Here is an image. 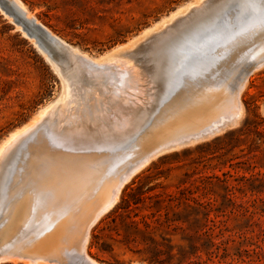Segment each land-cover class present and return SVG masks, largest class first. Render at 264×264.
Masks as SVG:
<instances>
[{
  "label": "rangeland",
  "instance_id": "obj_1",
  "mask_svg": "<svg viewBox=\"0 0 264 264\" xmlns=\"http://www.w3.org/2000/svg\"><path fill=\"white\" fill-rule=\"evenodd\" d=\"M8 1L13 2L16 10H21L14 0ZM20 1L29 12V17L24 16V18L30 21L34 20L35 24L38 23V26L49 37V40L44 37L43 39L58 55L50 54L35 34L26 33L28 31L24 30L23 24L18 18L4 9L2 10L0 6V147L13 132L21 129L34 118H39L37 128H41L39 125H47L46 127H50L51 130V126L55 125L58 127L53 130L56 129L60 136H64L66 133L62 130L63 126L73 129L78 127V130L81 131L80 134L83 133V137L88 136L94 130H98V133L103 135L104 129L101 128L104 126L102 125L114 120L111 118L124 119V124L119 128L123 129L125 138L120 137L116 140L119 142L123 139L122 146L125 145L126 149L132 146L134 149L102 176L105 178L98 186L94 187V190L92 189L93 193L89 198L96 194L101 185L109 186L117 167L132 153L138 154L134 160H147V163L122 185L115 203L104 210L105 212L103 211L90 226L85 248L87 255L94 261L103 264H264V53L256 57L257 53L254 57L248 55L257 47V44L263 42L264 26L258 27L254 34L255 40L258 42L239 54L234 66L213 79L212 85L205 92L204 103L199 106L197 111H193L190 115L173 113L167 115L164 114L166 105L173 95L172 93L182 85L186 75L185 70L184 74L180 73L190 60L189 57L185 58L184 56L186 44H189L199 31H206L213 27L212 24L218 22L220 18H217L216 9L229 0ZM182 7L184 11H181L170 22L165 23L160 27L161 29L159 28L160 30L150 32L127 47L126 50L124 49L125 51L117 52L120 46L130 45L146 29L156 25L172 12L183 9ZM21 14L25 15L23 12ZM212 19L214 20L211 21ZM209 24L210 26H207ZM202 26L203 28H201ZM198 29L200 30L198 31ZM42 30L40 31L41 36H44ZM190 30L193 36H191ZM194 30H196L195 33L192 32ZM246 30L248 29L243 30L240 34L245 33ZM30 35L32 38L29 37ZM185 38L189 40L186 43H184ZM61 41L77 51L70 53L61 44ZM170 44L172 45L170 46ZM38 47L45 51L50 60L51 58L52 61L55 60L53 63L56 64V68L58 65L60 66L57 69H60L61 74L63 71L65 72L63 77L67 82L66 87L37 49ZM170 50L175 56H172ZM129 51L135 52L132 54L133 58ZM127 52L128 54H126ZM218 55L221 56L220 53ZM71 58L76 61V64H73L74 61ZM112 60H115L114 62L121 67L126 65V67H132L135 71L134 74L124 75L123 72H119L105 73L106 76H104L103 69ZM122 63L123 65H121ZM73 67L78 72L77 69H80V74H77ZM98 71L103 74L102 78ZM138 72H142V76L138 75ZM189 72L192 76L195 75L193 69ZM94 73L98 74V77ZM75 74L78 75V78L75 77ZM234 76L237 81L231 85ZM106 77H108L107 81ZM178 77L182 78L181 81ZM75 78L77 79L74 80ZM95 78L97 79L93 82ZM71 81L72 86L69 83ZM97 81L98 84H96ZM109 81L112 83L110 84ZM99 82L102 84L99 85ZM79 84L81 85L79 86ZM111 85L114 87L113 89H110ZM171 86L173 87L171 88ZM85 89H89V91H84ZM93 91L95 92L93 93ZM111 94L127 98L124 109H121L123 105L117 111V109L111 108L106 103L107 101H104L108 100L107 96ZM102 95H105L107 99H104L105 96ZM232 96L233 99L238 96L242 107L239 108L232 102ZM96 100H99V106H102L101 108L96 106V114H101L102 111L113 112V114L115 113L112 114L113 116L118 114L116 111L121 113L111 118L110 114L109 118L106 117L107 122H104L103 116L96 115L97 118L93 119L86 117L84 114L86 112L88 115L91 114V106L96 104L94 103ZM159 103L163 104V106H159L160 108L158 107ZM103 105L106 106V109ZM156 107L158 112L155 114ZM163 107L164 109H162ZM44 108L47 110L39 117L40 111ZM61 109L66 119L64 118V121L60 122L62 117L57 115L59 112H54ZM129 109L131 111L126 113ZM201 109L206 111L200 112ZM47 112H49V116L54 113L52 119L50 118L51 121ZM158 113H161L162 116ZM82 115L85 119L67 122ZM221 116L226 118L229 116V118L219 122L218 127L212 132L190 140H180V138L200 131L211 121ZM141 127L143 130L140 131ZM146 128L148 129L144 130ZM53 130L51 131L53 132ZM33 131L17 138L18 140L16 139L14 144L0 156V186H2L0 191L4 190L2 191L4 194L0 192V196L3 198H0V254L8 255V252L13 256L25 255V258L27 256L33 259L50 258L49 264H65L67 260H63L67 259L65 256H68V252L78 251L80 255V246L87 225L90 224V218L107 200L108 196L94 197L95 199L93 198L87 203L82 208L83 210L72 208L73 203L79 198L74 201L71 197L65 196L54 209L64 212L59 218L58 216L61 215L56 216L54 211L48 212L49 215L40 216V212H36V204L31 197V200L29 199L25 205L22 201L16 207L11 218V213H7V207L14 198L12 189L9 188L15 173L12 170L21 165L17 164L21 163L23 158V156L21 158L23 153L20 152V149H23L24 152V144L28 142L26 138ZM134 134L137 137L134 138ZM100 135L96 136L100 137ZM59 141L54 138L50 142L51 144L55 143L57 146L55 147L59 148ZM38 142L34 143L32 148L37 149L36 157L55 167L53 170H62L61 173L66 174L65 185H68L75 167L81 166L76 161L65 160L74 159L80 152L79 150H83L82 147L72 146L69 143L70 146L62 145L63 151H68L67 153L61 150L58 155H53L44 151L42 142ZM126 142L128 144H125ZM19 143L20 145H18ZM172 143L180 145L173 146ZM69 147L71 149L64 150ZM15 152H20V154L17 153V155ZM7 174L9 181H7ZM59 175L57 172H49V176L42 180V184L34 181L30 183L28 179L26 185H22L28 188L30 183L29 186H36L37 191L41 193H47L49 190L53 192L56 184L60 183ZM7 194L10 195V200L7 199ZM28 195L29 193L26 192L24 198ZM50 197L57 198V194H52L48 198L47 196L37 197L36 201L38 203L50 201ZM132 197L137 199V202L127 206L125 200ZM70 208L74 209V212L69 215L71 217L67 220L65 215ZM4 217L6 219L3 221ZM10 219L12 223L8 222ZM2 223H6L5 226ZM46 236H50L52 242L49 241L51 238H46ZM48 241L52 248L48 245ZM33 244L35 247L36 244L41 246L35 248ZM32 247L34 248L32 249ZM42 252L43 254L40 255ZM78 254L74 256L76 257ZM74 256L70 260L71 264H83L80 260L76 261ZM0 264L43 263L41 261L25 263L23 259L16 258L15 261H2Z\"/></svg>",
  "mask_w": 264,
  "mask_h": 264
},
{
  "label": "bare ground",
  "instance_id": "obj_2",
  "mask_svg": "<svg viewBox=\"0 0 264 264\" xmlns=\"http://www.w3.org/2000/svg\"><path fill=\"white\" fill-rule=\"evenodd\" d=\"M15 3L18 5V7L22 10H19V12L21 11V13L23 12L26 16V17H29L27 10L26 8L24 7L23 3H21L20 0H14ZM222 1V0H220ZM215 2V1H214ZM249 3H251L253 6L249 7ZM13 4V2H12ZM202 4V3H201ZM189 5V4H188ZM201 6V5H199ZM262 6H264V0H229L228 2H226V4H223L222 6L218 7L216 9V13H217V18H220L218 19V22H216L214 25L212 24L213 27H210L209 29H207L206 31H203V32H200L195 34V37L189 42V44L187 43V47H186V52L184 53V56L185 58H190V60H188V65L186 67H184L185 69H183L182 71H180V73L185 70L186 71V75L184 76V80L182 81V85L176 90L174 91L170 98V95H168V97L170 98L168 104L166 105V108L164 110V114H177V115H190L193 111H197L199 109V106L202 105L204 103L203 99L206 97L205 95V92L207 91V89L210 88V86L212 85V81L215 77H217L218 75L220 74H223V71H225L226 69H229L230 67L234 66L235 65V60L238 58L237 56L239 54H241L243 51H246L248 50L251 46H253L256 42L255 40V37H254V34L256 33V29L258 27L261 26V23H260V12L262 10ZM15 7V6H14ZM2 8V7H1ZM183 8V7H182ZM197 8V7H196ZM193 9V8H192ZM3 10V9H2ZM181 11H184V8L183 9H178L177 11H174L172 12L169 16L163 18L161 21H159L156 25L146 29L140 36L136 37L134 39V41L126 46H120L118 49H117V52L120 51V50H126L127 47L133 45L136 41L142 39L143 37H145L146 35H148L150 32H153V31H157V30H160L165 23L167 22H170L172 19H174L175 17H177ZM192 11V10H191ZM231 13V15H230ZM8 14V13H7ZM31 15V13H30ZM9 16V15H8ZM216 16V15H215ZM34 18V17H33ZM179 18V17H178ZM177 18V19H178ZM26 19V18H25ZM29 20V19H28ZM36 20V19H35ZM214 19H212L211 21H213ZM30 21V20H29ZM34 21V20H33ZM18 22V21H17ZM183 22V21H182ZM215 22V21H214ZM202 23V22H201ZM213 23V22H212ZM256 23H258L256 25ZM17 25V24H16ZM38 25V23L36 24ZM170 25V24H169ZM186 25V24H185ZM199 25V24H198ZM256 27H255V26ZM19 26V25H17ZM207 26H210L207 25ZM251 26H253L252 28H250ZM194 27V26H193ZM199 27V26H198ZM250 29H249V28ZM45 28V27H44ZM47 28V27H46ZM160 28V29H159ZM200 28V27H199ZM203 28V26L201 27ZM206 28V27H205ZM21 29V27H20ZM180 29V28H179ZM197 29V28H195ZM245 29H248L246 31H244L245 33H242L240 34L243 30ZM22 30V29H21ZM26 30V29H24ZM45 30V29H44ZM48 30V29H47ZM260 30V29H259ZM188 31V30H187ZM196 30L192 31L193 33H195ZM262 31V30H261ZM25 32V31H24ZM50 32V31H49ZM161 32V31H160ZM174 32V31H173ZM176 32V31H175ZM259 32V31H258ZM28 33V32H26ZM24 33V34H26ZM51 33V32H50ZM53 33V32H52ZM188 33V32H187ZM190 34L191 36L192 33H191V30H190ZM29 35V34H28ZM27 35V36H28ZM156 35V34H155ZM186 36V34H184ZM170 36V35H168ZM173 36V35H172ZM180 36V35H179ZM183 36V35H182ZM257 36V34H256ZM30 38L31 35L29 36ZM58 37V36H56ZM181 37V36H180ZM187 37V36H186ZM49 38V37H48ZM147 38V37H146ZM182 38V37H181ZM191 38V37H189ZM58 39V38H57ZM164 39V38H163ZM34 40V39H33ZM62 40V39H61ZM149 40V39H148ZM186 43V38L184 39ZM262 40V39H261ZM151 41V39H150ZM177 41V40H176ZM180 41V40H178ZM189 41V40H188ZM62 45L67 48V50L70 52V53H74L76 52L77 50L75 48H71L69 45H67V43L65 44L63 41H61ZM159 42V41H158ZM172 42V41H171ZM221 42V43H220ZM33 43V42H32ZM148 43V42H147ZM182 43V44H184ZM34 44V43H33ZM37 44V43H36ZM140 44V43H139ZM144 44V43H142ZM174 44V43H173ZM179 44H181V42H179ZM178 44V45H179ZM35 45V44H34ZM138 45V44H137ZM172 44H170L171 46ZM184 45V46H186ZM40 46V45H38ZM149 46H151L149 44ZM163 46V45H162ZM183 46V45H182ZM54 47V46H53ZM57 47V46H56ZM60 47H62L60 45ZM148 47V46H147ZM167 47V46H166ZM55 48V47H54ZM150 48V47H149ZM152 48V47H151ZM175 46H174V50H175ZM185 48V47H184ZM40 53L45 57V59L49 62V64L51 65L52 69L55 71V73L61 78L60 80L62 81V83L64 84V86L66 87V81H65V77H63V73H65L63 70V73L61 74L59 72L60 69H57L59 68L57 66L56 68V64H54L52 61V58L50 60V58L48 57V55L45 53V51H43L41 48H37ZM64 49V48H63ZM135 49V48H133ZM146 49V48H145ZM148 49V48H147ZM178 49V48H177ZM176 49V50H177ZM182 49V48H181ZM124 50V51H125ZM132 50V49H130ZM169 50V49H168ZM205 50V51H204ZM140 51V50H139ZM148 51V50H146ZM171 51V50H170ZM204 51V52H203ZM131 53V51H129ZM172 52V51H171ZM201 52V54L199 53ZM68 53V52H67ZM79 53V52H78ZM135 53V52H134ZM134 53H131V56L132 54ZM178 53V52H177ZM195 53H198V54H195ZM221 54V56H219L218 54ZM255 53H257L255 55ZM262 53H264V40L263 42H260L259 44H257V47L254 48V50L250 51L248 53V55H252V57H255L256 56H259L261 55ZM62 54V53H61ZM82 54V53H81ZM118 54V53H117ZM128 54V52L126 53ZM159 54V53H158ZM71 56H74L72 54H70ZM85 55V54H84ZM148 55V54H147ZM175 56V54H173L172 52V56ZM178 55V54H177ZM176 55V57H178ZM181 55V54H180ZM196 55V56H195ZM57 56V55H56ZM78 56V55H77ZM129 56V55H128ZM135 56V55H134ZM170 56H171V53H170ZM183 56V57H184ZM113 57V56H112ZM67 58V57H66ZM74 58V57H73ZM133 58V56H132ZM72 59V58H71ZM94 59V58H93ZM92 59V60H93ZM264 59V58H263ZM73 60V59H72ZM71 60V61H72ZM91 60V59H90ZM96 60H99V59H96ZM145 60V59H144ZM63 61V59H62ZM61 61V62H62ZM70 61V60H69ZM74 61V60H73ZM115 60H112L110 62H108L107 66L103 69V72H104V76L105 73H119V72H123L124 75H131V74H134V70L132 67H121L118 63H115L114 62ZM76 61L73 62V64L75 63ZM80 62V61H79ZM83 62V61H82ZM72 63V62H71ZM172 63V62H171ZM63 64V62L61 63ZM76 64V63H75ZM78 64V62H77ZM151 64V63H149ZM79 65V64H78ZM123 65V63L121 64ZM254 65V64H253ZM74 66V65H73ZM64 68V65L62 66ZM76 67V66H74ZM73 67V70L76 71V69H74ZM88 67V66H87ZM99 67V66H97ZM156 67V66H155ZM62 68V69H63ZM69 68V67H68ZM100 68V67H99ZM102 68V67H101ZM177 68V67H176ZM137 69V68H135ZM143 69V68H142ZM166 69V68H165ZM182 69V68H181ZM194 71V74L192 76V74H190V70ZM79 70L76 71L77 74H80V69H77ZM157 70V69H156ZM175 70V69H174ZM243 70V69H242ZM71 71V70H70ZM176 71V70H175ZM84 72V71H83ZM94 72V71H93ZM99 73L101 71H98ZM153 72V71H152ZM187 72H188V75H187ZM248 72V71H247ZM142 73V72H141ZM141 73L138 72V75ZM147 73V72H146ZM185 73V72H184ZM183 73V74H184ZM193 73V72H192ZM243 73V71H242ZM69 74V73H68ZM71 74V73H70ZM75 74L77 77L78 75ZM85 74V73H84ZM96 73H94L95 75ZM101 74V73H100ZM179 74V73H178ZM228 74V73H227ZM72 75V74H71ZM89 75V74H88ZM97 77H98V74H96ZM113 75V74H112ZM172 77L174 76L173 73L171 74ZM170 75V76H171ZM191 75V77H190ZM103 74H101V78H102ZM142 76V75H141ZM168 76V75H167ZM181 76V75H179ZM236 76V74H235ZM233 77V80L231 82V85L233 83H235L237 81L236 77ZM87 77V76H86ZM139 77V76H138ZM152 77V76H151ZM157 77V76H156ZM170 77V78H172ZM183 77V76H182ZM188 77V78H187ZM73 78V76H72ZM78 78V77H77ZM77 78H75L74 80H76ZM108 77L105 78V80L107 79ZM141 78V77H140ZM139 78V79H140ZM179 78V77H178ZM88 79V77H87ZM97 78L93 79L95 82ZM99 79V78H98ZM115 79V78H114ZM137 79V78H136ZM182 79V78H181ZM181 79L179 78V81H181ZM72 80V79H71ZM109 80V79H108ZM149 80V79H148ZM153 80V79H152ZM244 80H246L244 78ZM73 81V80H72ZM72 81L69 82L70 83V86H72ZM79 81V79H78ZM81 81V80H80ZM88 81H90L88 79ZM102 82V80H99ZM107 81V80H106ZM139 81V80H138ZM156 81V79H155ZM161 81V80H160ZM172 81V80H171ZM99 82V85L100 83ZM167 82H170V81H167ZM165 82V83H167ZM75 83V81H74ZM81 83V82H80ZM84 83V82H83ZM109 83L111 84L112 82L109 81ZM124 83V82H123ZM171 83V82H170ZM246 83V81H245ZM96 84H98V81L96 82ZM102 84V83H101ZM108 84V85H110ZM169 84V83H168ZM167 84V85H168ZM181 84V82H180ZM81 84H79L80 86ZM90 85L92 86V84L90 83ZM104 85V84H103ZM113 85V84H112ZM110 87V89L114 88V87ZM115 85V84H114ZM148 85V84H147ZM170 85V84H169ZM168 85V86H169ZM172 85V84H171ZM68 86V85H67ZM74 86L75 84L73 85V89H74ZM78 86V87H79ZM90 86V87H91ZM106 86V85H105ZM165 86V85H164ZM175 86V85H173ZM171 86V88L173 87ZM69 87V86H68ZM76 87H77V84H76ZM89 87V85H88ZM104 87V86H103ZM102 87V88H103ZM144 87V85H143ZM83 88V87H82ZM87 88V87H86ZM93 88V87H92ZM101 88V87H100ZM119 88V87H118ZM137 88V87H136ZM146 88V87H145ZM153 88V87H152ZM76 89V88H75ZM78 89V88H77ZM81 89V88H79ZM90 89V88H89ZM88 90H84V91H89ZM109 89V88H108ZM122 90H124L123 88H121ZM138 89V88H137ZM83 90V89H82ZM98 90V89H97ZM105 90V89H104ZM77 91V90H76ZM81 91V90H80ZM152 91V90H151ZM79 92V91H78ZM82 92V91H81ZM81 92H79L81 94ZM95 91H93L94 93ZM97 92V91H96ZM106 92V90H105ZM121 92V91H120ZM241 92V91H240ZM73 93V92H72ZM70 93V94H72ZM89 93V92H87ZM116 93V92H115ZM83 94V93H82ZM100 94V92H99ZM106 94V93H105ZM109 94V93H108ZM117 94V93H116ZM122 94V93H121ZM73 95V94H72ZM132 95L134 96L135 98V95L132 93ZM75 96V95H74ZM82 96V95H80ZM102 96H105V95H102ZM156 96V95H155ZM161 96V95H160ZM165 96V94H164ZM70 97V95H69ZM91 97V96H90ZM108 97V100H104V101H107L106 103L109 104V106H111V108L113 109H117V111H119L118 109L121 108L123 105V108L121 109H124V107L126 106L125 103L127 102V98H123L121 96H117L115 94H111ZM107 97L105 96L104 99ZM167 97V95H166ZM75 98V97H74ZM93 98V97H92ZM95 98V97H94ZM133 98V99H134ZM163 98V97H162ZM78 99V98H77ZM80 99V98H79ZM150 99V98H149ZM81 100V99H80ZM88 100H90L88 98ZM103 100V99H102ZM99 101V100H98ZM97 100L94 102L96 103L94 106H91V114L88 115L86 112L84 115L88 118H91L93 119L94 117L97 118V116H103L105 118L104 122L106 121V117H108L110 114L112 115V113H110V111H102L101 114H96V106H99V102ZM142 101V100H141ZM86 102V101H85ZM131 102V101H130ZM144 102V101H143ZM232 102H234L235 104H237V106L240 108V101H239V98L238 96H235V98L233 99V96H232ZM60 103V102H59ZM67 103V102H66ZM103 103V102H101ZM58 104V103H57ZM76 104V103H75ZM104 104V103H103ZM107 104V105H108ZM131 104V103H130ZM53 105V104H52ZM60 105V104H59ZM66 105V104H65ZM102 105V104H101ZM140 105V104H139ZM148 105V104H147ZM161 104L159 103L158 104V107L160 106ZM165 105V104H164ZM70 106V105H69ZM104 106V105H103ZM115 106V108H114ZM118 106V107H117ZM121 106V107H120ZM134 106V105H133ZM145 106V105H143ZM149 106V105H148ZM163 106V104L161 105ZM160 106V107H161ZM100 107V106H99ZM102 107V106H101ZM100 107V108H101ZM105 109H106V106H104ZM117 107V108H116ZM129 107V106H127ZM126 107V108H127ZM139 107V106H138ZM142 107V106H141ZM159 107V108H160ZM229 107V106H228ZM242 107V106H241ZM49 108V107H48ZM55 108V107H54ZM57 108V107H56ZM71 108V107H70ZM130 108V107H129ZM135 108V106H134ZM88 109V108H87ZM99 109V108H98ZM104 109V108H103ZM110 109V108H109ZM128 109V108H127ZM137 109V108H136ZM139 109V108H138ZM157 109V107H156ZM164 109V107L162 108ZM47 110V108H44L42 111H40L39 113V117H41V115H43V113ZM66 110V109H65ZM74 110V109H73ZM77 110V108H76ZM111 110V109H110ZM140 110V109H139ZM151 110V109H150ZM51 111V110H50ZM78 111V110H77ZM116 111V110H115ZM114 111V112H115ZM118 114L116 115H119L121 112H117ZM121 111V110H120ZM131 110L129 109L128 112L126 113H129ZM206 110H203L201 109L200 112H205ZM59 112L57 115H60L62 117V119L60 120V122L63 120L64 121V113L61 110H57L55 111L54 113H57ZM76 112V111H75ZM90 112V111H89ZM125 112V111H123ZM158 112V109L156 110L155 114ZM49 112H47L48 114ZM52 113V112H51ZM52 113L50 116L49 114L47 115L49 117V120L50 118L52 119V117L54 116ZM66 113V112H65ZM68 113V111H67ZM100 113V111H99ZM69 114V113H68ZM115 114V113H114ZM113 114V115H114ZM131 114V113H130ZM135 114V113H134ZM146 114V113H145ZM161 115V113H158ZM38 115V114H37ZM84 115L82 116H78V117H75V118H72L70 119L69 121H67L68 123L70 122H76L78 120H83L85 118ZM97 115V116H96ZM109 116L110 118L111 117H116L115 116ZM133 115V114H132ZM149 115V114H148ZM46 116V115H45ZM66 116V115H65ZM73 116V115H72ZM130 116V115H129ZM162 116V115H161ZM207 117V115H205ZM108 117V118H109ZM144 117V116H143ZM160 117V116H159ZM47 118V117H46ZM55 118V117H54ZM131 118V117H130ZM129 118V119H130ZM178 118V117H176ZM229 118V116H228ZM225 116H221L219 117L218 119L216 120H213L211 121L210 124L206 125L204 128H202L200 131L198 132H195L191 135H189L188 137H183V138H180L181 141H186L187 139L190 140V139H193V138H197V137H200L201 135L203 134H206V133H210L212 132L214 129H216L218 127V125L220 124L219 122L221 121H224L226 119ZM42 119V118H41ZM58 119V118H56ZM66 119V118H65ZM114 119L113 121L111 122H107L105 125H102L104 127H102L101 129H104L103 131V135H100V133H98L99 131L98 130H94V131L90 134H88V136L86 137H83V133H81L80 130H78V127H76L75 129L78 130L76 131L75 129L73 128H65V126L62 127V130H64L63 132H65L66 134L64 136H60L57 132H56V129L53 130L56 126H51L53 130V132L50 130V127L47 128L46 126L44 125H39L41 128H37L38 126V121H39V118H34L33 121L31 122H28L26 125H24L21 129L19 130H16L15 132H13L10 137L4 142V144L0 147V156L2 153L6 152L13 144L14 142L16 141L17 138L21 137L22 135H26L25 133L27 132H30L31 130H34V134L30 133V135H28L29 137L26 138L28 141L27 144H24L25 148L24 147V152L22 151L23 149H20L23 153V155L21 154V163L18 162L17 164H21L20 166L18 167H15L13 168L12 172H15L12 176V183H11V188L12 189V192H13V195H14V198L12 200V203L7 207V213H11V218L15 212V209L16 207L22 202L24 201V205L26 204V202H28V200L31 198L34 200V204H36V212H40V216L43 215V216H46V215H49L50 213L48 212H53V213H56V216H58V214H60L61 216H58L59 217H62L63 213L64 212H61L59 210H54L55 207H57L58 202L61 200V199H64L65 196H69L72 198V200H76L78 199L75 203H73V206L72 208L76 209L79 208L81 210H83L82 208L87 204L89 203L94 197L96 196H108L107 200L100 206L99 209H97L95 211V213L93 214V217L90 218V224L87 225V229H86V233L82 239V244H81V253L80 255L78 254L79 252H68V256L65 258L67 259H64L63 261H66L67 262L65 264H71L70 261L71 258L75 255V254H78V256H74L76 261L80 260L83 264H103V263H98L97 261H94L93 259H91L87 253L85 252V248H86V244L88 242V237H89V228L91 225H93L92 223L95 222V220L99 217V215L106 209L110 208L111 205H113L117 199V196L119 194V191L122 187V185L128 180L130 179V177L138 170L140 169L141 167H143L147 162V160H134V158L138 157V154H134L132 153L130 156H128V158L119 165V167H117L116 171L114 172L113 174V178L112 180L109 182V186L107 185H101L96 194L94 196H92L91 198L90 195L93 193V190H94V187L95 186H98L100 184V182L105 178H102V176L107 172L109 171V169L111 167H114L116 165V163L119 161V160H122V158H124L126 156V154L130 151L132 152V150L134 149V147L132 148V146H130L131 148H128L126 149L123 145L124 143V140L121 139V141H117L118 139L117 138H122L124 137L125 138V133H123V129H120L119 127H121V125L124 124V119H118L116 120L115 118H111V120ZM181 119V118H180ZM184 119V118H183ZM186 119V118H185ZM54 120V119H53ZM108 120V119H107ZM127 120V119H126ZM149 120V119H148ZM51 121V120H50ZM95 121V120H94ZM109 121V120H108ZM151 121V119H150ZM156 121V120H155ZM158 121V120H157ZM173 121V119H172ZM46 122V121H45ZM43 122V123H45ZM59 122V123H60ZM92 122V121H91ZM159 122V121H158ZM42 123V124H43ZM67 123V124H68ZM82 123V122H81ZM84 123V121H83ZM166 123V122H165ZM50 124V123H49ZM66 124V123H65ZM90 124V123H89ZM149 124V123H148ZM162 124V123H161ZM77 125V123H76ZM42 126H44V128H42ZM78 126V125H77ZM147 126V124H146ZM186 126V125H184ZM183 126V127H184ZM46 127V128H45ZM58 127V126H57ZM56 127V128H57ZM144 127V126H143ZM141 127L140 131L143 130ZM152 127V126H151ZM155 127V126H154ZM37 128V129H36ZM145 128V127H144ZM150 128V127H149ZM164 128V127H163ZM167 128V127H166ZM31 129V130H30ZM36 129V131H35ZM148 128L144 129V130H147ZM30 130V131H29ZM58 130V129H57ZM160 130V129H159ZM179 130V129H178ZM181 130V129H180ZM220 130V129H219ZM163 131V130H162ZM175 131V130H174ZM182 131V130H181ZM56 132V133H55ZM61 132V131H60ZM167 132V131H166ZM138 133H140L138 131ZM183 133V132H182ZM64 134V133H62ZM100 135L99 136H96V135ZM141 134V133H140ZM162 134V133H161ZM214 134V133H213ZM135 135V134H134ZM174 135V134H173ZM137 137L136 135L134 136V138ZM155 137V136H154ZM157 137V136H156ZM169 137V136H167ZM25 138V137H24ZM58 139V143L60 144V147L59 148H56L57 146L55 145V143L51 144V140L53 139ZM204 138V137H203ZM117 139V140H116ZM146 139V138H145ZM18 140V139H17ZM116 140V141H114ZM148 140V139H147ZM179 140V139H178ZM24 141V139H23ZM38 141H41L42 142V149L45 151H48L49 153L53 154V155H58L59 152L61 153V150L63 151V148H62V145L66 146V145H69V143L73 145H79L80 148L82 147L83 150H79L80 152L78 153L77 156H75L74 159H68V160H65V161H68V162H71V161H76L77 163L80 164L81 167H75L74 169V172H72L71 174L73 175L72 178L70 179L69 181V184L68 185H65V182H66V174L65 173H61L60 170H53L55 167L51 166V165H48L46 164L42 159H39L36 157L37 155V149H32L34 147V143H39ZM169 141V140H168ZM181 141H178V142H181ZM132 142V141H130ZM161 142V141H160ZM57 143V145L59 146V144ZM125 144H128L127 142ZM20 145V143L18 144ZM17 145V146H18ZM54 145V146H53ZM155 145V144H154ZM173 145V143H172ZM175 145V144H174ZM173 145V146H174ZM177 145H180V144H177ZM175 145V146H177ZM56 146V147H55ZM70 146V145H69ZM138 146V145H137ZM20 148V147H18ZM31 148V149H29ZM157 148V147H156ZM17 149V148H16ZM67 149H71L70 147L69 148H64V150H67ZM73 149V148H72ZM162 149V148H161ZM74 150V149H73ZM152 151V150H151ZM20 152L18 154H20ZM65 152V151H63ZM68 152V151H67ZM65 152V153H67ZM15 152V154H17ZM154 153V152H153ZM17 154V155H18ZM76 155V154H75ZM17 157V156H16ZM148 157V156H147ZM3 158V157H2ZM19 158V157H18ZM17 158V159H18ZM13 159V158H11ZM61 160V158H59ZM151 159V158H150ZM149 159V160H150ZM15 160V159H14ZM79 160V161H78ZM19 161V159H18ZM15 163V162H14ZM7 169L9 170V168L7 167ZM11 171V170H10ZM49 172L50 173H53V172H57L59 175V179H60V183L56 184L53 192L51 190H49L47 193H41L39 191H37V188L36 186H29L30 183L32 181H34L35 183H40L42 184V180H44L46 177L49 176ZM65 172V170H64ZM9 173V172H8ZM12 174V173H11ZM10 174V175H11ZM8 175V174H7ZM6 175V177H7ZM9 179V175H8V178H7V181ZM30 180V183L28 184V188H25L22 184H25L26 185V182L27 180ZM6 180V179H5ZM108 180V179H107ZM1 183V182H0ZM34 183V184H35ZM5 185V183H4ZM14 186H15V190H14ZM2 187V186H0ZM93 189V190H92ZM14 190V191H13ZM4 190H1L0 192H2ZM29 193L28 197L24 198L25 194ZM4 194V192H2ZM52 194H57V198H54L53 197H50L51 200L50 201H44V202H37L36 199L37 197H40V198H44L47 196V198L49 196H51ZM85 194V195H84ZM8 195V198L9 199V194ZM67 197V198H69ZM0 198H2L0 196ZM6 198H4L5 200H7ZM99 198V197H98ZM97 198V199H98ZM3 199V198H2ZM27 199V200H26ZM30 199V200H31ZM95 199V198H94ZM4 200V201H5ZM10 200V199H9ZM69 200V199H68ZM2 201V200H1ZM3 201V202H4ZM2 202V203H3ZM7 202V201H6ZM64 202V201H63ZM69 202V201H68ZM94 202V201H93ZM95 203V202H94ZM32 204V203H31ZM96 204V203H95ZM69 205H71L69 203ZM43 206V207H41ZM68 206V204H67ZM71 207V206H70ZM93 207V206H92ZM64 208V207H63ZM87 208V207H86ZM2 209V208H1ZM74 209H71L69 211H67L65 217L66 219H70L69 215L73 214L74 212ZM91 209V208H90ZM89 209V210H90ZM50 210V211H49ZM95 210V208H94ZM86 211V210H85ZM20 212V210H19ZM105 212V211H104ZM83 213V212H82ZM6 214V212H5ZM25 214V213H24ZM88 214V213H87ZM24 216V215H23ZM74 216V215H73ZM85 218V217H84ZM4 219H6L5 217L3 218V221ZM22 219V218H21ZM79 219V218H78ZM87 221V220H86ZM6 222V220H5ZM9 223L11 222V219L8 221ZM66 222V221H65ZM8 223V224H9ZM12 223V222H11ZM4 224V223H2ZM6 224V223H5ZM4 224V226H5ZM7 224V225H8ZM6 225V226H7ZM11 225V224H10ZM21 227V226H20ZM19 227V228H20ZM72 230V229H71ZM23 231V230H22ZM83 234V233H82ZM14 237V236H13ZM48 236H46L47 238ZM53 238V234L51 236ZM50 236L48 237L49 239L51 238ZM52 238L51 240L49 239H46V240H49L52 242ZM40 241V240H39ZM38 241V242H39ZM48 241V242H49ZM16 242V241H15ZM81 242V241H80ZM14 243V242H13ZM37 243V242H36ZM41 243H44V242H41ZM35 244H33L34 246ZM40 245V244H39ZM38 244H36V247L37 248L39 246ZM50 245V242L49 244ZM41 246V245H40ZM47 247V245H45ZM43 246V247H45ZM32 247V249L34 248ZM51 247V245H50ZM29 248V247H28ZM40 248V247H39ZM38 248V249H39ZM52 248V247H51ZM38 249L36 250V252L38 251ZM44 249V248H43ZM41 249V250H43ZM40 250V252H41ZM48 250V249H47ZM5 251V250H4ZM46 251V250H45ZM11 252V251H10ZM32 253V252H31ZM39 253V252H38ZM45 253V252H44ZM4 254V253H3ZM8 255H1L0 256V262L2 261H9V260H13L15 261V259H23L25 261V263H36L38 261H41V263L43 264H49V261L50 258H30L27 256V258H25L26 256L25 255H16V256H13L11 253V255H9V253L7 252ZM35 254V253H34ZM42 253H40V255H42ZM15 255V254H14ZM54 260V259H52ZM57 261V259H55ZM55 263V261H53ZM56 264V263H55ZM62 264V263H61ZM75 264V263H74Z\"/></svg>",
  "mask_w": 264,
  "mask_h": 264
},
{
  "label": "water",
  "instance_id": "obj_3",
  "mask_svg": "<svg viewBox=\"0 0 264 264\" xmlns=\"http://www.w3.org/2000/svg\"><path fill=\"white\" fill-rule=\"evenodd\" d=\"M0 6L2 7V9H4V11H7L8 13H11L12 15H14L16 18H18V20L23 24L24 29H26L28 31L29 34H35V36L43 43V46L46 47V49H48L49 53L52 55H58L57 52H54L51 49V46L48 45V43L43 39L46 38L48 39L47 33H45V31H43L38 25H36L33 21H29L27 19L24 18V15L21 14V12H19L18 10L15 9L14 5L8 1V0H0ZM40 29V30H39ZM44 33V36H41V32Z\"/></svg>",
  "mask_w": 264,
  "mask_h": 264
},
{
  "label": "snow or ice",
  "instance_id": "obj_4",
  "mask_svg": "<svg viewBox=\"0 0 264 264\" xmlns=\"http://www.w3.org/2000/svg\"><path fill=\"white\" fill-rule=\"evenodd\" d=\"M249 7L253 6L251 3H249L248 5ZM260 23H261V26H264V6H262V10L260 12Z\"/></svg>",
  "mask_w": 264,
  "mask_h": 264
},
{
  "label": "trees",
  "instance_id": "obj_5",
  "mask_svg": "<svg viewBox=\"0 0 264 264\" xmlns=\"http://www.w3.org/2000/svg\"><path fill=\"white\" fill-rule=\"evenodd\" d=\"M136 200H137V199H134V198L132 197L131 199H128V200H125V201H126V203H127V206H129L130 203L135 204V203L137 202Z\"/></svg>",
  "mask_w": 264,
  "mask_h": 264
}]
</instances>
